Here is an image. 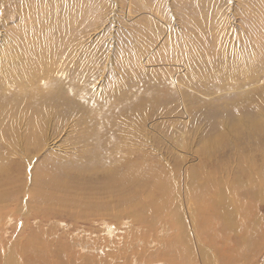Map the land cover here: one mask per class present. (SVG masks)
<instances>
[{"label": "rangeland", "instance_id": "374dc122", "mask_svg": "<svg viewBox=\"0 0 264 264\" xmlns=\"http://www.w3.org/2000/svg\"><path fill=\"white\" fill-rule=\"evenodd\" d=\"M0 73L6 105L22 95L28 115L36 112V96L54 107L55 101L43 95L50 91L55 96L56 87L68 100L81 94L84 105L79 111L58 105L63 117L50 115L34 142L27 141L28 129L18 121L17 131L7 138L11 141L0 147V223L7 214L12 216L1 236L6 245L1 254L26 244L39 252L34 255L41 254L44 264H90L104 257L90 245L92 240H102L106 251L112 248L115 259L121 246L134 253L130 237L142 235L139 226L151 233L140 237L146 241L154 234L163 236L162 228L149 230L147 215L142 221L136 214L139 204L148 212L143 200L153 192L140 177L136 184L124 181L114 196L109 184L117 188L115 174L109 175L111 180L101 176V169H92L95 162L73 170L71 162L81 154L87 157L96 146L89 138L94 127L102 140L125 144L129 161L152 164L171 177V183L179 180L167 173L171 168H183L178 173L184 175L186 165L197 167L206 155L213 162L205 167L220 164L228 182L234 170L244 181L254 179L258 170L264 175V0H0ZM135 99L147 100L142 124L102 134L99 114L87 120L85 108L96 105L107 119L117 116L123 121L127 115L121 106ZM249 119L261 128L250 126ZM243 155L252 161L249 174L238 169ZM40 163L37 174L43 176L35 189L34 167ZM35 191L43 193L41 202L34 200ZM133 192L144 199H130ZM248 199L243 204L247 222L240 225L258 238L251 264H264V196ZM188 240L196 256L192 264H199L198 249ZM249 241H240L242 253ZM28 252L17 255L22 256L18 264L33 256ZM207 256L214 260L211 250ZM168 264L184 263L174 258Z\"/></svg>", "mask_w": 264, "mask_h": 264}, {"label": "bare ground", "instance_id": "6f19581e", "mask_svg": "<svg viewBox=\"0 0 264 264\" xmlns=\"http://www.w3.org/2000/svg\"><path fill=\"white\" fill-rule=\"evenodd\" d=\"M27 72H29L30 74H35L36 69H29L27 70ZM9 77L12 78L11 76ZM49 79H54V76L53 75L50 76ZM57 91H58L57 87L53 88V92L56 93L55 96H53L50 93V91L47 92L49 93L48 95L47 94L43 95V97H48L50 98V100L56 102V103L54 102V107L52 106L50 107L49 104H45L40 99V96H36L37 99H34V103L37 106V108L34 109L36 112L34 113V111H32L29 113V115L25 110L26 108L23 104L24 102L22 95L12 100V102L7 106L6 94L4 96L0 94V147L4 146V144H7V142L11 141L10 139L7 138L9 134H13L17 131L16 126L18 124L17 123L18 121H21L22 124L25 123L26 129H28L29 135H27V141L34 142L35 139H38L37 135L40 132L39 129L40 125L44 124V122L50 115L58 113L59 117H63L64 111L57 110L58 105H63L64 108L67 106L69 109L73 111H79L82 107H84L80 99L81 94L76 93V95L79 97L77 96L75 97H77L78 99L68 100L66 99L67 96L64 98L59 93H57ZM133 102L134 103L132 104L129 105L124 104L123 106H121V108L123 109L122 111L127 115V119L123 121H121V117H117V116H113L111 117V119L110 118L107 119L104 114L105 112L104 111L101 112V109H98L96 105L93 107L85 108L86 113H88L87 120L92 122L93 118H95L99 114L100 116L99 119L97 120L98 126L101 123L100 125L101 130L105 129V132L102 134L110 133L114 128H119V126H123V125L129 126L131 123L142 124L143 119L146 115L147 100L135 99ZM246 123H248L252 127L261 128V124L255 120L249 119L246 121ZM92 124L93 123H91V125ZM238 126L239 124H236L235 129L238 128ZM236 133H240V132H236ZM115 134H117L118 136L124 135L127 137L129 136L133 137L130 134L129 135L123 133H115ZM254 134L258 136L261 135L257 133ZM98 136L99 134L97 133V127L96 128L94 127L91 131V134L89 135V138L92 137L94 138L93 140L96 141L95 144L96 146L94 147L92 152L87 154V157L84 156L85 158H83L81 154L78 156V159H76L77 160L76 162L74 163L71 162L73 170L75 171L80 169L85 170L87 167L94 164L95 162L96 163L95 167L92 166L91 167L94 171H96L97 169L99 170L101 169L99 171L101 172L100 174L101 176H106L111 180L109 175L115 174L117 176L116 177L117 188L114 185H112V183L109 184L113 188L112 195L114 196L116 194V191L119 189V187L122 185L124 181L129 182L130 184L131 183L136 184L137 183L136 177L137 176L140 177V179L143 180V185L146 187L150 186L153 192L149 195L147 200H143L144 204H148L147 206L148 212H142V209L139 208L142 204H139L136 206V208H138L136 209V214L140 216V220L142 221L144 216L143 214L147 215L148 219L144 221L148 223L147 226L149 230L150 227H155V229L153 230V233H155L158 231L159 228H162L163 236L160 238L158 237L157 234H154L146 241L145 239L142 238L147 237L148 233L150 232L147 233L146 228L139 226L140 227L139 229L142 232V235L140 237L142 238L139 237L138 239H135L137 237V234L135 233H132L130 237L131 242L134 241V243L130 246L131 249L133 248L134 253L128 254L125 251L127 247L124 246L122 248L121 246L118 247V251L120 253L116 252V254L117 253L118 254L115 257V259L113 258V255H115V251H113L112 248L106 251L105 247L103 248L102 240L101 243L100 240H96L95 242L92 240L90 245L94 246L96 250L101 249V252L104 253L103 256L109 257V260L103 262L104 260L102 258L104 257H101L97 259V261L93 259L96 262L95 263L90 262V264H102V263L142 264L143 262L144 264H156V263L163 264L162 262L168 264L170 262V259H174V258L177 261L183 262L184 264H192V261L195 259L196 256L194 257L193 254L194 251L192 250L191 252V250L189 249L191 247L188 246L189 243H185L188 239L190 240L192 239V241L194 242V247L198 249L197 250L198 253L196 254H198L199 256L197 257L199 260V264H251L252 260L255 259L254 256L257 254L255 252L257 251V249L255 250L253 247L256 245L255 239L258 238L257 235L255 234L252 233L247 234V231H245L244 230L245 228L243 229L241 225L243 224V226H245L247 222V219H244V216L246 215L245 212L248 209L244 208L243 206V204L245 203L244 201L248 199L249 195H251L252 201H256V199L259 200L264 196V177H263L264 175L262 176L259 170L255 173L254 179L252 177H248L245 181L241 177V172H239V170H236L235 173L234 170L232 171L233 173H231V175H233L232 176L233 179L231 178L232 181L230 180L228 182L222 176L223 174L219 166L220 164L219 165L217 163L214 164L213 169L205 167L208 166L207 164H212L211 162H213L210 156L206 155L203 157L201 161H199L197 167L186 165L187 172H185L184 175L178 173L183 168L181 169L171 168L167 173L173 174L179 179L171 183L172 181V179H170L171 177L169 176L164 177L162 175V171L160 169L153 167L152 164L150 163L139 164L129 161L130 154L125 149L126 147L125 144H122L119 141L113 139L102 140L101 138L102 136L101 137ZM256 139H257L256 136H254L253 140ZM140 154L142 155L143 153L140 152ZM89 157H93V160H89L88 159ZM30 159H33V157H30ZM242 159H243V165L237 168L238 169L241 168V171L246 172L247 174H249V172H253L252 161L247 159L244 155ZM84 161H87L85 163L88 164L86 165ZM41 167H42L41 163L38 164L36 167H34L35 171L32 179L35 185V189L41 186L38 183V181L41 180L43 176L42 175L41 178L38 177L39 171L42 170ZM95 168L97 169L95 170ZM102 172H106V175L103 174ZM120 172L124 173V175L123 176L119 175ZM211 172H213L214 175H211ZM3 173L4 170L0 165V174ZM246 176L248 175H245V178ZM255 182L257 183L256 188L254 186ZM220 183H223V185H221ZM2 184L3 183L0 182V188ZM179 186H181L180 192H179ZM42 194L38 191H35L34 200H37V202H41ZM3 195L0 193V200H2ZM138 196L139 195H137L136 192H133L130 194L129 198L131 199V197H134V199H138L140 201L141 199H144V197L139 198ZM43 197L45 198L49 196L44 195ZM180 198L182 202H179ZM119 202L120 201H116L115 203L117 204ZM185 205H186L185 208L186 211L184 212V214H182L183 212L182 210H184ZM233 213L237 214L236 217H234ZM237 216L240 219L239 221ZM11 219L12 216L7 214V216H5L2 219V222L0 223V241H1L0 262L4 261L5 263L3 264H14V263L18 264L17 260H19L22 256L17 258V255L22 251L25 252V250H28L29 251L28 254L30 256L32 255L33 256L23 259L25 260V264H44L43 262L44 260L40 256L41 254L34 255L35 253H39V252L35 251V253H33L34 252L33 248L31 249L26 244L18 245V246H16L15 244L14 247L9 249L10 251L9 253L1 254L2 251L4 252L6 250V245L5 244L2 245L4 239H2L1 236L3 234H6L7 229L9 228L8 223L9 220ZM154 221L156 222L160 221V223L155 224L156 222ZM172 226L174 227V229ZM132 227H135L134 223L131 224V228ZM246 239L251 241H249L248 244L249 247H247L248 248L247 251L242 253L241 251L242 249L244 250L245 246H241L239 244H241L240 241ZM137 242L139 243L138 246L139 249L134 248ZM148 242H151L152 244L150 245V247L141 246V245L146 246ZM155 242L158 243L155 244ZM184 244L185 245L188 244V245L184 246ZM207 250H211L214 256V260H212V258L207 256ZM249 250L251 253L248 252ZM187 256H190L191 258L189 262ZM119 257L121 258V260L116 262L119 259Z\"/></svg>", "mask_w": 264, "mask_h": 264}]
</instances>
